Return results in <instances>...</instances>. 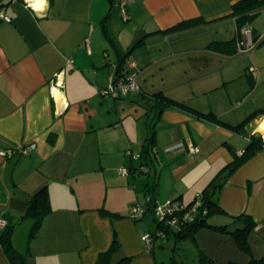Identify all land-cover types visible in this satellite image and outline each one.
Here are the masks:
<instances>
[{
  "label": "crops",
  "instance_id": "crops-1",
  "mask_svg": "<svg viewBox=\"0 0 264 264\" xmlns=\"http://www.w3.org/2000/svg\"><path fill=\"white\" fill-rule=\"evenodd\" d=\"M238 1L46 0L36 9L0 0L10 19L0 17V218L26 264H248L233 235L209 227L185 237L173 228L166 244L147 249L149 221L129 217L147 195L152 212L170 198L189 204L209 186L222 213L208 222L234 230L241 221L232 216H249L251 256H264V148L216 188L234 151L262 137L264 125L261 112L245 123L264 110V0L245 23L233 11ZM243 26L254 35L247 51L238 47ZM115 77H134L141 91L104 96ZM155 93L181 106L157 115L149 111ZM43 188L50 212L29 240L33 220L24 215ZM0 264H11L1 240Z\"/></svg>",
  "mask_w": 264,
  "mask_h": 264
},
{
  "label": "trees",
  "instance_id": "trees-1",
  "mask_svg": "<svg viewBox=\"0 0 264 264\" xmlns=\"http://www.w3.org/2000/svg\"><path fill=\"white\" fill-rule=\"evenodd\" d=\"M258 5L259 3L257 0H240L233 5V11L235 14H238L241 19L246 18L243 21L245 23L247 21V18H249L248 17L249 12L252 9H255ZM190 22L191 21L181 22L180 24H178L177 26L173 28L176 29V28H182L184 26L186 27V25H188ZM151 99L152 101H154V103L149 107V111L151 109H155L157 115H159L162 109L167 105L181 106V104H179L178 102L165 98L160 93L152 94ZM260 112L264 113V110H259L253 113L252 115H250L245 120V123ZM233 128H236V127H233ZM261 148H264V138H262L260 134L252 135L251 137H249L248 144L247 146H245V148H243V152L241 155H237L236 151H234V160L230 165L226 167L225 174H223L222 178L216 184V188L222 184V182L224 181L225 177L228 174H230L232 171L237 169L240 165H242L245 161H247L250 157H252L254 153L256 152V150L261 149ZM151 153H152V139H151V133L149 132V136L147 137L145 144L142 146L141 151H140V156H139V159L141 160V164L139 166L140 169L141 167L149 165V163L147 162V159L151 158ZM213 186L214 185H212V187ZM213 196H214V192L213 190L210 189V186L202 190L201 200H200L201 203L198 207V210L194 218L192 219V221L181 223L176 229L177 231H174V234H176V236H183V237L188 236V235L191 236L197 229L201 227L214 228L218 231L230 233L231 235L234 236L239 248L244 253L250 256V260L248 264H264V256L260 258H254L251 256V249L248 244L247 236L249 232L253 230L255 223L252 221V219L249 216L247 215L232 216L231 217L232 223L241 221V225L235 228L234 230L228 229L227 224L215 225V224H211L210 222H208V219L210 217L216 214L222 213V210L218 206L217 202L213 199L214 198ZM194 199L195 197L189 204H187V206H190V204L194 201ZM49 212H50V207H49L48 199L45 193V189L43 188L40 191H38L36 195H33L32 198L29 200V207L26 210V213L24 215L25 217L32 218L33 220L30 230H29V235H28L29 240L35 237L37 231L39 230L43 222L44 217ZM137 220H140V219H137ZM155 222L158 228H162L161 222H159L156 219H155ZM12 231H13L12 226H6L1 231L0 240H1V246L3 248V251L11 264H26V255L19 253L13 246ZM170 231L171 229L166 231V236H168ZM117 246H118V243L116 239H114L112 248H116Z\"/></svg>",
  "mask_w": 264,
  "mask_h": 264
},
{
  "label": "built area",
  "instance_id": "built-area-1",
  "mask_svg": "<svg viewBox=\"0 0 264 264\" xmlns=\"http://www.w3.org/2000/svg\"><path fill=\"white\" fill-rule=\"evenodd\" d=\"M119 7L123 19H127L128 18L127 3L124 1H119ZM0 17L4 19L6 17L3 15L2 10H0ZM5 20L9 21L10 19L7 17V19ZM253 39H254V35L252 29L248 26H243L240 30V34L238 38V47L240 48V50L247 51L252 49L254 47ZM53 83H54L53 87L61 86V79H59V73L55 75V79ZM140 91H141V86L134 77H122V78L115 77L113 78L110 85L104 91H102V94L104 96L117 98L120 96H125L129 93H137ZM52 94L53 92L51 90V95ZM35 146H36L35 144L24 145L18 148V152H20V155L28 154L32 149L35 148ZM14 152H15L14 149H7V150H3L1 154L6 158H10L15 154ZM190 152L196 153L197 149L194 147H190ZM242 152L243 150L236 151V154L241 155ZM126 154L129 155L132 159H136L139 156L134 154L131 150H127ZM119 171L122 174H126L128 169L125 167H120ZM151 200H152L151 197L147 195L145 197L144 205L135 204L130 210L129 217L135 220L143 218V214L145 213L148 205L152 202ZM200 200H201V193H198L195 196L194 201L190 204V206H187V204L182 203L180 200L176 198H170L166 200L164 203H156V204L154 203L152 212L154 218L159 222H161L162 228H158L156 234L149 233L143 237V242L145 247L147 249H151L153 236L161 237L165 239L166 231H168L169 229L178 228V226L183 222L192 221L201 203ZM5 227H6V221L0 218V230L4 229Z\"/></svg>",
  "mask_w": 264,
  "mask_h": 264
},
{
  "label": "rangeland",
  "instance_id": "rangeland-1",
  "mask_svg": "<svg viewBox=\"0 0 264 264\" xmlns=\"http://www.w3.org/2000/svg\"><path fill=\"white\" fill-rule=\"evenodd\" d=\"M109 97V96H108ZM254 125H252V127H253ZM242 140H243V143H242V147H243V145L245 144V140L246 139H244V138H242ZM151 197V196H150ZM142 203V202H141ZM141 203H137V204H141ZM129 214H130V212H129ZM144 217H145V219L146 220H148L149 222H148V224H149V229H150V231H152L154 234H156L157 233V228H156V224H155V219H154V215H153V212H151V211H147V212H145L144 213ZM147 234H149L148 232H147ZM153 240L154 241H163V242H161V243H167L168 241L166 240V239H163V238H161V237H156V236H153ZM169 241L171 242V243H173V239L172 238H169Z\"/></svg>",
  "mask_w": 264,
  "mask_h": 264
},
{
  "label": "clouds",
  "instance_id": "clouds-1",
  "mask_svg": "<svg viewBox=\"0 0 264 264\" xmlns=\"http://www.w3.org/2000/svg\"><path fill=\"white\" fill-rule=\"evenodd\" d=\"M27 3H30L32 6L36 3H42V5H44L46 3V0H26ZM34 7V6H33ZM36 9H40L41 7H34ZM5 19H7V17H5ZM262 129H264V125L261 126Z\"/></svg>",
  "mask_w": 264,
  "mask_h": 264
},
{
  "label": "bare ground",
  "instance_id": "bare-ground-1",
  "mask_svg": "<svg viewBox=\"0 0 264 264\" xmlns=\"http://www.w3.org/2000/svg\"><path fill=\"white\" fill-rule=\"evenodd\" d=\"M32 6V5H31ZM262 125H260L259 126V131L261 132V134H262V137H264V129H262V127H261ZM141 169H143V170H145L146 169V167H141Z\"/></svg>",
  "mask_w": 264,
  "mask_h": 264
},
{
  "label": "snow or ice",
  "instance_id": "snow-or-ice-1",
  "mask_svg": "<svg viewBox=\"0 0 264 264\" xmlns=\"http://www.w3.org/2000/svg\"><path fill=\"white\" fill-rule=\"evenodd\" d=\"M33 6H34V7H42V3H39V2H38V3L34 4Z\"/></svg>",
  "mask_w": 264,
  "mask_h": 264
}]
</instances>
